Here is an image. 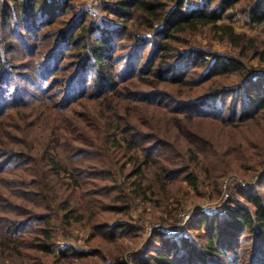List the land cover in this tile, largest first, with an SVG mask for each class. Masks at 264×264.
<instances>
[{
	"label": "trees",
	"instance_id": "obj_1",
	"mask_svg": "<svg viewBox=\"0 0 264 264\" xmlns=\"http://www.w3.org/2000/svg\"><path fill=\"white\" fill-rule=\"evenodd\" d=\"M76 1L0 0V121L24 119L0 122V194L16 198L0 206V264L74 263L100 254L60 243V235L76 239V230L87 232V244L138 238L129 217L135 203L159 195L171 218L183 208L168 190L177 176L197 189L205 169L218 192L230 172L216 142L195 125L247 130L264 113V69L243 59H263L264 50L231 23L241 14L264 30V0H97V14ZM202 29L239 56L187 40ZM77 104L88 110L83 120L56 122L55 110ZM146 107L174 116L185 155L157 127L138 123ZM231 147L239 152L240 144ZM259 164L256 179L234 185L221 211L198 210L173 233L153 231L131 262L264 264ZM80 198L92 207L83 209Z\"/></svg>",
	"mask_w": 264,
	"mask_h": 264
},
{
	"label": "rangeland",
	"instance_id": "obj_2",
	"mask_svg": "<svg viewBox=\"0 0 264 264\" xmlns=\"http://www.w3.org/2000/svg\"><path fill=\"white\" fill-rule=\"evenodd\" d=\"M75 3L76 5L80 4L83 7H89L93 14H97L98 12V8H96L97 0H79ZM231 23L238 32L244 31L250 37L256 38L259 49L264 50V30L262 29V27H251L247 25L241 14H237L236 18ZM187 40L189 42L196 43L197 45H200L205 49H209L226 55L239 56L236 49H232V47L226 43L219 42L213 34L211 35V33L207 31V29H202L197 34L188 36ZM243 59L248 67L252 66L264 69V58L259 59L249 54ZM146 108L147 109H142L140 118L143 119L138 120V123H148L146 127L151 130L157 127L168 136L169 141L172 142L179 151L184 153L187 147V142L183 135L179 133L178 128L174 126V116L172 117V114H170L163 107ZM18 109L23 117L24 114L22 112V109ZM96 110L98 111L99 108H97ZM64 112L65 113H62L61 111L57 112L55 110V114L52 115L57 117V123H62L64 126H66L71 123L70 118L83 120L84 115L88 112V110L86 106L77 104L75 107L67 108L66 110H64ZM96 114L99 115V113ZM23 121H21L20 118L17 117V115L15 118V114H13L12 118H5L0 122L24 123ZM35 123L37 122L35 121ZM250 123L260 124H254L247 130H244L243 128L238 131H223V129L217 130L216 126L213 127L209 124L195 125L197 129L203 130L208 133L209 136L216 142V144L218 145V149L221 151V156L222 158H224L225 164L231 168V170H229L230 172H228L224 176V179L221 180V186H219L220 190L218 192L214 190V186L210 184L209 181L211 180L206 179V175H204L206 174L205 169L198 170L199 173L197 172L199 180L197 189L188 186L187 183H185L181 179L182 175L177 176L175 180H173L168 190L170 193L175 192L174 197L182 200L183 208L174 217L171 216L170 218L167 216L166 212L164 211V207H162L163 203L159 202V195H156L151 200H148L142 204L135 203L132 206L129 217L132 223H135L140 227V236L138 238L127 234L124 235L121 239L119 238L120 240L117 242L108 240L107 242L94 241L90 244H87V232L85 231L76 230V239L72 238L70 235H60L58 240L62 245L70 243L73 244L77 249L84 250L95 248L99 250L100 254H95L87 260H81L80 262L75 261L74 263H69L68 261H65L59 264H111V257L117 255H120L121 258L127 260L128 264H133V262H131L132 258L136 253L144 249L153 231L159 230L165 231L166 233H173L174 231H178L179 229L184 227L186 222L191 219L198 210L206 211L210 214L221 211L225 205V192L229 193L234 185H247L249 184V182H253L258 175L257 173H259H256V170H260L263 168L259 163L260 161H264V113H262L253 122ZM149 129L143 128L144 131L148 132L150 131ZM251 132L253 134H250ZM254 133H257L259 137H256ZM162 136L166 138V136ZM252 142L255 144L250 145ZM234 143L240 144L239 152H236V149H233V147H231ZM256 151H258L257 156ZM239 154H242V159L240 160H238ZM182 163L183 162H178V165ZM124 165L126 169L130 167V164H128V162L124 163ZM213 173L214 171L211 175H213ZM120 180L123 181L121 176ZM13 194L14 193L11 191H2V194H0L2 195L0 196V206L1 204L5 205L6 203V205H8V202L12 203L13 201L14 203H16V198L13 196ZM79 204L83 209H85V207L87 206L92 207L91 203L86 201L84 198H80ZM169 205L172 206V204L170 203ZM118 216L119 215H115L113 218H116ZM0 217H3V215L0 214ZM155 217H161L165 220L162 221ZM73 235L75 236V234ZM22 263L27 264V262L23 259Z\"/></svg>",
	"mask_w": 264,
	"mask_h": 264
},
{
	"label": "built area",
	"instance_id": "obj_3",
	"mask_svg": "<svg viewBox=\"0 0 264 264\" xmlns=\"http://www.w3.org/2000/svg\"><path fill=\"white\" fill-rule=\"evenodd\" d=\"M226 183H227V182H226ZM224 187H225V185H224ZM224 190H225V189H224ZM224 197H227V192H225Z\"/></svg>",
	"mask_w": 264,
	"mask_h": 264
}]
</instances>
